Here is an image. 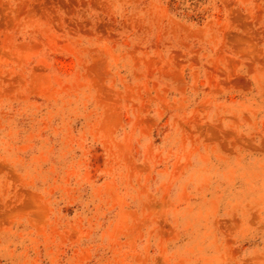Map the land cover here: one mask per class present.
Instances as JSON below:
<instances>
[{
	"label": "rangeland",
	"instance_id": "1",
	"mask_svg": "<svg viewBox=\"0 0 264 264\" xmlns=\"http://www.w3.org/2000/svg\"><path fill=\"white\" fill-rule=\"evenodd\" d=\"M0 264H264V0H0Z\"/></svg>",
	"mask_w": 264,
	"mask_h": 264
}]
</instances>
